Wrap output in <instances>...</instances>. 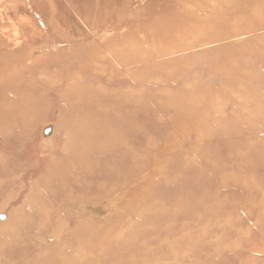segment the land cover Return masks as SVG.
<instances>
[{
  "label": "rangeland",
  "instance_id": "374dc122",
  "mask_svg": "<svg viewBox=\"0 0 264 264\" xmlns=\"http://www.w3.org/2000/svg\"><path fill=\"white\" fill-rule=\"evenodd\" d=\"M0 2V264H264V0Z\"/></svg>",
  "mask_w": 264,
  "mask_h": 264
},
{
  "label": "bare ground",
  "instance_id": "6f19581e",
  "mask_svg": "<svg viewBox=\"0 0 264 264\" xmlns=\"http://www.w3.org/2000/svg\"><path fill=\"white\" fill-rule=\"evenodd\" d=\"M32 1V3L33 4H31L30 3V8H29V6H28V9L29 10H31V12L33 11L34 12V14L37 12H42L43 11V13L44 14H46V15H48L47 14V11L45 10V8L44 7H46V8H48L47 7V4H46V0H36V2H35V0H31ZM2 2V1H1ZM0 2V3H1ZM4 4H0V8L3 6ZM195 7V6H194ZM193 8V7H192ZM36 9H38V10H36ZM98 9V8H97ZM201 9V8H200ZM42 10V11H41ZM197 11V10H196ZM205 11V10H204ZM203 11V12H204ZM201 12V11H200ZM199 12V13H200ZM194 13V12H193ZM207 12H205L204 13V15L206 14ZM43 14V15H44ZM32 15V14H31ZM53 15V14H52ZM51 15V16H52ZM204 17V16H203ZM55 19V18H54ZM53 23V22H52ZM50 24V23H49ZM55 24H57V23H55ZM60 24H62V23H60ZM60 32H61V30H62V28H63V26H60V25H58L57 24V26H55ZM62 27V28H61ZM60 28H61V30H60ZM42 30H45L44 29V27L42 28ZM41 30V31H42ZM87 30V29H86ZM63 31V30H62ZM53 32V31H52ZM56 32H58V31H56ZM59 32V33H60ZM64 32L66 33V31L64 30ZM68 32V31H67ZM82 33V32H81ZM88 33V32H87ZM41 34H44V31L41 33ZM62 34V33H61ZM64 34V33H63ZM62 34V35H63ZM76 34V33H75ZM55 35H56V33H55ZM59 34H57V36H58ZM68 35V34H67ZM60 36V35H59ZM70 36V35H69ZM78 36V35H77ZM60 38H62L61 36H60ZM66 39V38H65ZM64 39V40H65ZM68 40V39H67ZM70 41V40H69ZM7 45H9L10 44V42H4L3 40H2V36H0V59H2V58H4V57H6V54H7V51H4V49L5 48H3L4 46H6V44ZM33 43V42H32ZM3 44H4V46H3ZM2 46V47H1ZM4 51V52H3ZM39 55V54H38ZM36 57V56H35ZM27 59H29V57H26V56H23V57H19V59H18V61L19 62H21V63H24V64H26L25 63V61L27 60ZM32 69V67L30 66L29 67V71ZM9 86H11V85H9ZM15 87V86H14ZM2 93V94H1ZM0 94L1 95H4V96H6V97H8V99H6V98H0V124L2 123V119H3V116H5V115H7V116H11V115H13V114H16V110L15 109H17L16 107H15V105L13 104H11L10 103V100L9 99H11L12 97H16V96H18L20 93L19 92H17V90H13V88H8V85L7 86H3V87H0ZM4 112V113H3ZM2 125V124H1Z\"/></svg>",
  "mask_w": 264,
  "mask_h": 264
}]
</instances>
